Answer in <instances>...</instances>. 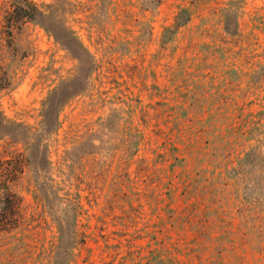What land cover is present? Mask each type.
I'll return each mask as SVG.
<instances>
[{
  "label": "rangeland",
  "instance_id": "1",
  "mask_svg": "<svg viewBox=\"0 0 264 264\" xmlns=\"http://www.w3.org/2000/svg\"><path fill=\"white\" fill-rule=\"evenodd\" d=\"M27 1L0 0V264H264V0Z\"/></svg>",
  "mask_w": 264,
  "mask_h": 264
},
{
  "label": "trees",
  "instance_id": "2",
  "mask_svg": "<svg viewBox=\"0 0 264 264\" xmlns=\"http://www.w3.org/2000/svg\"><path fill=\"white\" fill-rule=\"evenodd\" d=\"M24 4L20 3L16 0H14L15 4L13 5L12 11L9 13V18H11V20L13 22H16L20 19H28V20H33L35 19V15L38 14V9L36 8L35 4L24 0ZM159 0H156V3ZM187 12V10L185 8H181L178 15L176 16V21L173 24L174 26H177L178 23L180 22V16L182 13ZM166 30H170V27H166ZM5 164H7L6 161L4 160H0V183H1V179L2 177L5 179L6 181H11L10 176L7 174V170L8 167L5 166ZM2 190L4 191L3 196H5V200L8 201V204L12 203L10 202V199H12V196L10 194V188L8 186H5L4 188H0V194ZM2 197V196H0ZM3 199V198H2ZM0 203L1 199H0ZM4 226V227H14L16 226V218H15V213L14 212H9L7 209H2L0 210V227Z\"/></svg>",
  "mask_w": 264,
  "mask_h": 264
}]
</instances>
